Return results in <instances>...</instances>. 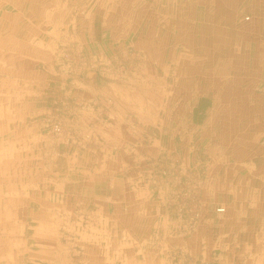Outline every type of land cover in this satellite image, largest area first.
Here are the masks:
<instances>
[{
	"label": "rangeland",
	"instance_id": "obj_1",
	"mask_svg": "<svg viewBox=\"0 0 264 264\" xmlns=\"http://www.w3.org/2000/svg\"><path fill=\"white\" fill-rule=\"evenodd\" d=\"M11 1L0 0V264H264V0H175L176 15H199L185 24L190 37L180 36L194 53L176 46L169 59L163 46L158 60L139 45L148 41L142 26L153 24L135 18L151 0L131 9L126 0L108 8L53 0L48 20ZM167 1L161 13H171ZM121 8L133 18H120ZM219 13L221 37H208L216 24L199 17ZM216 41L218 54L196 53ZM191 58L218 65L220 79L187 102L166 100L172 68ZM77 79L107 99L89 101ZM217 85L230 100L215 102ZM116 94L137 107L124 102V140L114 146L81 117L107 119ZM156 102L158 121L147 107ZM253 107L256 118L237 117ZM76 152L81 161L88 152L111 154L114 163H81L73 175ZM136 185L144 206L133 210L94 200L118 201Z\"/></svg>",
	"mask_w": 264,
	"mask_h": 264
},
{
	"label": "crops",
	"instance_id": "obj_2",
	"mask_svg": "<svg viewBox=\"0 0 264 264\" xmlns=\"http://www.w3.org/2000/svg\"><path fill=\"white\" fill-rule=\"evenodd\" d=\"M19 1H26L27 3H29L31 5L30 7L33 10L32 11H27L26 10V14H28V12H29V15H31V14H35L36 15L37 13L35 11L36 10L35 8H39L40 10L38 11V14H39V16L42 19H47L48 20V18H50L51 15H52V13H51V11L49 9L53 6V0H12L10 2V4H11V6L18 8V6L21 5V4L18 3ZM58 1H60V0H58ZM63 1L64 2L65 1L68 2L70 0H62V2ZM71 1H77V0H71ZM117 1H121V0H97V3L102 4L104 6V8H106V7L108 8V7H114L116 5ZM126 1H127V4H126L127 7L130 8L133 5V3H135L137 0H126ZM174 2H175V0H172V2H171V0L167 1L166 7H168L167 9H169V11H171V13L169 12L168 14L160 12L161 6H163L161 0H156V1L155 0H151V1L146 2L145 5L143 3H141L140 8L136 5L137 9L139 8L138 9L139 12L137 11V14H136V17H135L136 18V22L137 21L138 22H142V21H144V19H146L147 23H151V25L153 24L152 25L153 27L152 26L148 27L146 25L142 26V31L145 32L146 40H148V41H146V43L145 42H140V44H139L141 50L143 52L149 54L151 59H157V58L165 56V51H162L161 54H159V49H162L163 46L170 48V50H169V59H172L171 56L172 55L174 56V53H175L174 49H176V46L177 47L180 46V45H176V42H175V39L177 38L176 37V31L178 30L176 28V23L182 21V23L184 24L183 28L185 27V29H186L185 24L187 23V21L189 19H186L187 15H185V16L180 15V14L176 15L175 10H174V8H175V3ZM204 2L206 4V1H204ZM173 3H174V5H173ZM197 5H199V3ZM118 6L122 7V4L120 5V3H119ZM129 8H125L124 10H122V8H121L120 16H123V17H120V18H127V20H131L133 18L131 15H129L127 13ZM178 16H183V19L182 18H178ZM57 18L59 19V16ZM21 19L22 18H18L14 22H17V24L20 27H23V25L28 26L24 31L26 32V35L30 36L31 27L29 25H26L25 23L20 25L21 23H19V22H20ZM155 24L158 27L161 26V28L154 29ZM145 26H146V29L144 28ZM16 28H17V26L13 25L14 31H16ZM161 31L165 32L164 36L166 38L164 40H159L158 39L159 32H161ZM135 36H137V35H135ZM155 39H158V40L156 41ZM170 40H171V42H170ZM181 47H183V51H184L183 54L188 53L187 50H189V53L193 52L191 46L186 47L185 45H182ZM153 55H155V56H153ZM158 62H159L158 65H163V63H160V61H158ZM175 64H177V62H175L173 60L170 61V65H175ZM186 64H187V62H183V61L179 63V65H186ZM94 80L92 79L91 81L93 82ZM170 81L173 82L172 80H170ZM73 83L77 84L79 87H82V88H87L88 87V89H89V91H88L89 92L88 93L89 101L91 100L93 102H96L98 100H102V99L106 100L107 99L105 96H104V98H102L101 97L102 95H98L97 94V89H96L95 83L91 84V87L90 86H86L85 82H80L79 79H77L76 81L73 80ZM57 84H61V83H59V81H58ZM151 86L153 87V86H155V84L152 83ZM170 87H171V85H169L168 91L170 90ZM11 89L14 90L13 87ZM13 90L11 92V96L12 97H14V95H12L13 92H14ZM166 94H168V93H166ZM169 94H171V93H169ZM76 95H78V93ZM174 95H175V93L171 94L170 96L166 95V97H167L166 100L169 101L170 98H174ZM112 97H113V95H112ZM209 98L211 99V102H212V98L211 97H209ZM110 99L111 100H109V101L110 102L112 101L113 103H112V107L110 108L111 112L108 113L107 119L103 120V118H98L99 116L95 115V114L89 115V116H86V117H85V115H82L81 118H82V120L83 119H86V120H88V119L92 120L93 119L92 122H94V123L96 121L97 133L102 135V137L105 138V141L109 145L116 146L118 144H121V142L124 140V138H123V128L126 127V125L124 124V120H123L124 118L123 119L121 118L122 117L121 114H123V115L126 114V112H128L126 109L127 108L129 109L130 105H131L132 108H134V107L136 108L137 106H135V104L134 105L132 104L133 101H131L129 99V97H127V96L124 97L121 94H116V95H114L113 98H110ZM154 99H155L154 95H151L150 102L151 101L153 102ZM124 102L130 103V105L126 106L124 104ZM155 104H156V106L148 105L147 107L150 108V111L152 112L151 117L153 116V118L157 119V121H158L159 120V115H160V113H159L160 112V102L159 103L156 102ZM3 112H6V111H3ZM116 112H118L117 115L115 114ZM93 113H96V112L93 111ZM112 115H115V116L112 117ZM156 124H159V122H157ZM155 126L159 127V125H155ZM109 147H111V146H109ZM77 153L78 152H76L75 155L73 154V156L71 157L72 158L71 159V165L73 167H75V171H74V168H73V173H72L73 175L74 174L78 175L77 169H78L79 166H81V163H82V165H83V163H86L87 165H89L91 167H95L96 165H98V166H100V165H102V166H104V165L107 166L108 165L109 166L110 165L111 166L114 163V162H112L114 156L111 155V154H109L110 157H108V154H107V156L103 155L104 159H102V157H100L99 154H93L91 152H88V153H84L83 157H82L83 160H85V159H87V160L86 161H81L80 155L77 154ZM254 176H257V175H254ZM95 180H96V178L93 177L92 181L94 182ZM263 180H264V176H263ZM254 188H257L256 184L254 185ZM137 189H135L136 193L133 192V193H126L125 194V192H124V194L122 195L123 199H119L118 201L116 199H114V198H112V199H110L108 201V200H105L104 198L102 199L101 197L96 196V195L94 196V200L97 201L98 203L99 202L105 203L106 204V205H104V209L105 210H108V208L110 206H113L115 210L117 208L123 209V206H117V205H125L124 208L126 207L127 210H130V209L133 210V208L135 206H140V207H141V205L144 206L143 204H141V202L143 203V197H145V196L142 195L143 191L139 190L138 186H137ZM139 192H141V193H139ZM133 199H135V201L136 200L138 201L140 199V203L136 201L137 203L135 205V203H133ZM109 203H111V204H109ZM95 207H94V209L96 210ZM255 241L258 242L257 240H255ZM256 244H258V243H256ZM261 246H262V244H261Z\"/></svg>",
	"mask_w": 264,
	"mask_h": 264
},
{
	"label": "bare ground",
	"instance_id": "obj_3",
	"mask_svg": "<svg viewBox=\"0 0 264 264\" xmlns=\"http://www.w3.org/2000/svg\"><path fill=\"white\" fill-rule=\"evenodd\" d=\"M187 2H188V0H187ZM221 4H223L222 1H221ZM206 5L207 4H205L204 7ZM191 6L195 8L197 6V4L192 3ZM200 6H201V4H200ZM196 15L197 14H194L191 16L188 15V16H190V18L186 17V19H189L186 23L187 26H188V22L190 23L192 21L198 20L197 17L199 15H197V16ZM199 20L204 22V24H210V23L212 25H214L213 23L216 24L215 27H217V28L215 29V31H214V29L213 30L212 29L210 30L209 28L207 29V31H209L208 35H207L208 37H214V36L216 38L221 37V32L223 31L222 23H224V16L222 14L219 13L218 15H214V16H212L210 14H209V16L202 14V16L199 17ZM247 20H249V19H247ZM179 23L180 22L176 23L177 29H178ZM186 29L178 30V31H182L181 33H179L178 31L176 32V37H177L175 39L176 45L182 46L183 45L182 43L186 42L185 40L182 41V39L190 37L189 31H187ZM203 32H205V31L203 30ZM180 36L183 38H180ZM185 46L189 47L188 45H185ZM210 46L211 47L198 44L195 47L196 48L195 51H196V53H197V51H199L198 53H205L206 56L209 57L212 55V53H214L215 55L218 54L219 52H221L220 49L223 48V46H221V42H218V41H216V48L212 47L213 46L212 44ZM210 49H211V51H210ZM187 52L188 53L184 54L185 57H189V55H190L189 50H187ZM193 53H194V51L192 52V54ZM192 57H193V55H192ZM193 60H196V59L191 58L190 61L183 60L184 62L188 61L186 65H177V67L175 66L172 68L173 71H172V73H170L171 74L170 80H172L173 82H171L170 90L168 91V94H166L167 96H170L171 94L175 93L176 96L178 97L179 102H182V101L187 102L192 97V95H198L200 93H203L209 87V82H215V81L218 82V80L220 79V77L217 76V73L220 71L218 65H209V63L206 61H201L199 63V65H192ZM197 60H199V59H197ZM166 68H165V75H167V73L170 72L171 67L170 68L166 67ZM168 69H169V71H168ZM233 71H234V69H233ZM182 73H183V76L180 75ZM215 90H216L215 94L218 98V99H214L215 102L218 101L219 99L221 101L230 100L229 98H224L223 95H221L222 93L219 90V85H217ZM169 93H171V94H169ZM238 106H241V105L238 103ZM247 112H248V114L251 113V116L254 115L256 118L258 110L256 107H253L251 111H247V110H245L243 112L237 111V117H239V119L244 118L247 115ZM241 120H240V125H242ZM242 122H244V120H242ZM237 138L239 139L238 136H237Z\"/></svg>",
	"mask_w": 264,
	"mask_h": 264
}]
</instances>
